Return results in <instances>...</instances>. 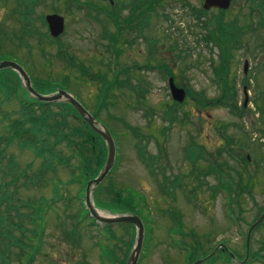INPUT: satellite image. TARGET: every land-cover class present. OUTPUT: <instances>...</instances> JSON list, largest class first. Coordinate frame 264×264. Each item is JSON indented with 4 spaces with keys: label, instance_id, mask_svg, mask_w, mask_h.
<instances>
[{
    "label": "rangeland",
    "instance_id": "obj_1",
    "mask_svg": "<svg viewBox=\"0 0 264 264\" xmlns=\"http://www.w3.org/2000/svg\"><path fill=\"white\" fill-rule=\"evenodd\" d=\"M77 1L57 3L61 11L58 14L65 18V32L55 44L43 45L48 61L42 62L35 37L28 41L25 38L26 45L18 48L15 36L22 26L18 15L12 11L13 0H0V55L12 53V60L30 77L59 84L67 78L68 87L61 89L91 115L99 112L97 121L114 139L116 163L101 184L97 201L108 207L107 199L112 198L114 192L133 195L138 207L134 213L145 227L139 264H187L184 251L187 247L197 250L200 246L206 256L193 263L202 260L200 264H210L214 257L208 256L219 245L237 256L240 264H264V222L251 233L248 253L245 248L249 226L264 211V142L260 140H264V24L260 25V14L250 8L251 0H233L224 17L227 23L237 18L239 27L238 37L231 46L229 85L234 89L231 106L237 103L238 108L243 105L242 89L247 88L249 104L241 117L223 105L212 106V101L220 96L212 68L218 64L219 50L213 43L200 40L205 31L197 26L195 15L202 10L203 0H161V6L155 7L154 12H148V6L143 9L137 4L139 0H135L136 3L120 0L118 6L124 9L122 17L139 16L133 27L137 28L145 16L149 18L145 28L122 29L113 47L106 39L107 34L115 31L108 20L96 16L94 11L88 15L76 8L84 2L105 8L109 0ZM136 7L139 13H132ZM40 11L50 13L46 8ZM217 13L211 9L207 17L212 18ZM149 39L157 42L151 62ZM174 43L178 45L175 47ZM59 49L65 60L55 58ZM160 61L175 76L177 87L194 93L178 107L168 89L171 76L149 68L150 63L158 65ZM246 61L248 68L244 74ZM98 79L113 86L102 102L105 108L100 110L102 85L96 81ZM1 96L0 150L5 147L8 136L6 117L13 119L19 109L13 98L7 101ZM198 98L201 103L207 101L210 105H199ZM131 128L152 139L146 142L142 138L139 146L150 161L154 159L153 165L148 161L150 170L140 160L136 148L139 142L131 135ZM192 145L205 159L198 161L195 167L204 172L208 160L214 159L222 170L230 173L228 179L232 181L233 192L229 195L232 199L237 194L233 210L226 191L219 190L218 174L200 177L197 181L191 174L193 164L184 162L183 154ZM58 151L65 158L69 157L70 152L64 145ZM3 152L5 159L0 161V166L5 168V173L0 170V182L5 176L9 180L14 175L9 166L12 159L18 166L17 171L26 170L27 176L37 175L41 161L34 157L32 150L12 143ZM43 176L45 180L37 185H24L22 178L7 187L13 200L4 202L1 207L16 206L11 213L3 215L9 231L0 241V257L5 258L7 264H23L24 253L31 252V264H100L98 246L109 245L117 256L116 264H126L135 236H129L131 226L113 228L114 239H108L95 227L87 226L91 221L82 205L83 185L71 176L69 169L56 165L54 171L48 170ZM224 178L227 180V176ZM175 181L179 185L173 190L171 186ZM4 192L0 187V196H5ZM28 201L32 202L36 213L32 223L23 219L31 213ZM17 209L20 218L13 214ZM238 217L237 224L230 222ZM39 223L43 230L38 228ZM41 230L42 233L37 234ZM178 244L182 245L177 247ZM183 244L187 247L183 248ZM217 254L213 264H225L223 254Z\"/></svg>",
    "mask_w": 264,
    "mask_h": 264
},
{
    "label": "trees",
    "instance_id": "obj_2",
    "mask_svg": "<svg viewBox=\"0 0 264 264\" xmlns=\"http://www.w3.org/2000/svg\"><path fill=\"white\" fill-rule=\"evenodd\" d=\"M60 0H14V8L12 9L13 13L17 14V20L20 24L21 31L18 35L15 36L17 41V46L22 47L25 46V38L26 41L31 40L35 37L36 39V46L39 48L41 61L45 62L48 61L47 55H45V50L43 45L46 44H55L56 41L49 38L45 28L44 23V13H41L44 8L47 9V12H59V8L57 3ZM149 1V12H154V5H158L161 0H148ZM144 1H141V5ZM48 5V6H47ZM135 5H132L134 7ZM137 8V7H136ZM135 8V9H136ZM250 8L257 11L261 17V24H264V0H251ZM68 12L66 9L63 10ZM207 12L198 10L197 14L195 15L197 26L202 28V31H205L203 35H201L200 40L206 43H213L219 50L218 53V64L213 67V71L215 74V80L217 86H219V98L212 101V106L223 105L229 107L230 100H234V90L229 86L228 79H229V72H230V61L233 58L231 55V46L232 42H235L237 33L239 32V27L237 23V18L230 23L225 21V13L218 11L216 15L212 18L207 17ZM149 18V17H148ZM139 20L138 17H129L124 18L120 23L118 19H112L113 23L118 28V32L122 29H131L135 30L137 28H145L147 25V17L144 21H139L137 24V28L133 27L132 25L136 20ZM38 23V26L34 23ZM43 30V31H42ZM119 35V34H118ZM148 43V54L149 61H153L156 51V40L149 39L147 40ZM175 47L178 45L176 43ZM36 48V49H37ZM173 49H175L173 47ZM38 50V49H37ZM62 50L59 49L55 58H61L65 60L64 55L60 54ZM31 55L30 52H28ZM9 56V59H13L14 55L12 53L0 55V60L5 59L4 57ZM51 56V55H50ZM30 57V56H29ZM47 58V59H46ZM53 58V57H52ZM149 62V63H150ZM213 63V61H211ZM158 65L149 64L150 70L158 69L165 75L174 77L171 70L164 67L162 62H159ZM128 72L125 73V75ZM32 81L33 88L36 92L42 95H47L50 93L55 92L57 89L62 88V86L68 87V79L65 78L60 84L57 82H50L49 80H39L34 78L33 76L30 77ZM99 83L102 85V89L99 95L100 103H98L99 110L105 107L103 103L106 100L107 94L111 91L113 86H107L101 79H98ZM126 84H128L126 82ZM119 89L122 88L121 84L118 83ZM127 89L128 85H125ZM187 96L192 98L194 93L192 91L186 90ZM3 95L4 99L9 101L10 99H14L19 104V109L16 113V117L13 119H9L10 116L6 117L7 121V130L8 136L5 137V147L0 150V161H3L5 157L3 156V150L6 149V146H10L12 143H16L17 146H21L22 149L30 148L32 153L36 159L41 161L39 171L37 175H26V170H19L16 162L12 159L9 160V166L13 168V176L8 179L5 176V179L2 178L0 182V187L4 188L5 196H0V203L1 202H10L13 200L11 197L12 195L7 191V187L9 185H15L18 183L22 178L24 179V185L30 184L37 185L41 181L45 180L43 176L46 172L54 171L56 165H62L63 167L69 169L71 172V176H75V178L84 186L88 180L93 179L96 177L104 165L105 161V146L102 140L94 134L93 131L87 126L86 123L82 122L78 119L77 114L75 111L70 107L68 104L60 103V104H42L38 103L30 98H28L27 94L23 91L20 81L16 74L10 70H4L0 72V96ZM141 96H137L139 99ZM198 104H202L204 107L209 106L208 102L201 103L200 99L198 98ZM204 100V99H203ZM103 102V103H102ZM199 104V105H200ZM230 106V107H235ZM178 107V106H177ZM98 113H95V117L98 116ZM171 116L172 114H168ZM240 115V113H238ZM71 122L73 124H71ZM121 122V121H120ZM127 129L128 126L126 125ZM130 133L134 139H136L139 144L136 145L137 150L139 151V157L142 161L146 162L150 161V158L146 157V152L140 148V142L143 138L146 142L149 141L150 137H142L137 129L131 128ZM64 145L69 150V157H64L58 151V148ZM185 156L188 160H192V163L198 159L199 161H203V154L198 151L196 155L194 151L188 150L185 153ZM246 161V158H245ZM221 165L217 163V161L213 162V165L208 164L203 172L200 169H194L192 174L196 173L197 180L200 177H206L213 174L219 175L220 180V189L222 191H226L228 195V204L230 203L231 210H233L234 204H237L236 195H233L232 199L229 195L233 192V185L232 181L228 179L230 173H226L222 170ZM29 168V167H28ZM0 170L5 173V168L0 166ZM78 173V174H77ZM227 176V180L224 178ZM72 178V177H71ZM72 180V179H71ZM71 182V181H70ZM99 191V192H98ZM100 189H97L94 195V201L98 208L108 210L112 213L118 212H134L138 207L134 204V197L129 192L126 193V196L115 193L112 195L113 197L107 199L109 206H103L104 202L97 201V197L99 196ZM11 195V196H9ZM7 200V201H6ZM21 201H17V203ZM119 205H114V204ZM233 205V206H232ZM16 206V205H15ZM11 207L10 210L15 209ZM31 209L30 201H28V206ZM18 208V207H16ZM18 210V209H17ZM230 210V211H231ZM17 212V211H16ZM262 212V211H261ZM2 211L0 210V241L3 240V237L9 231L8 223L6 221L7 218H4L1 214ZM30 215L24 216L23 219H30ZM39 227L40 224H37ZM43 230V229H42ZM32 231V230H29ZM33 234V232H31ZM200 244V243H199ZM25 245V244H24ZM203 248L200 246L197 250L194 248H187V256L186 262L187 264H192L197 258L206 256L202 254L201 249ZM30 251H32L31 245H29ZM24 260L23 264H31L32 254L30 252L24 253ZM227 260L229 258L226 256ZM214 259V258H213ZM212 259V260H213ZM111 258L108 261V264H115ZM5 258L0 257V264H5ZM7 264V263H6ZM74 264V263H73Z\"/></svg>",
    "mask_w": 264,
    "mask_h": 264
},
{
    "label": "water",
    "instance_id": "obj_3",
    "mask_svg": "<svg viewBox=\"0 0 264 264\" xmlns=\"http://www.w3.org/2000/svg\"><path fill=\"white\" fill-rule=\"evenodd\" d=\"M230 2L231 0H204L203 8L204 10H210L211 8L227 10L230 6ZM45 21L48 26L49 35L52 38H57L63 33L64 31L63 17H60L55 14L47 15L45 17ZM247 68H248V63L245 62L244 63V73H246ZM5 69H10L13 72H15L20 79L22 88L29 94L31 98L36 99L38 102L46 103V104L64 102L70 105L79 115V117L85 123L88 124L91 130L103 140L106 146V151H107L106 162L104 164V167L98 174L97 178L89 181L86 185L85 205L91 217L94 220H96L98 223L107 224V225L131 224L136 228V237H135L134 245L129 254L126 264H137L139 257H140L142 247H143V241H144V227H143V223L141 222V220L137 216L132 215V214L115 215V216H108V217L101 216L99 215L97 209L94 207L92 203L93 190L105 179V177L111 171L114 165V161H115V155H116L115 144L108 130L103 125L99 124L77 100H75L71 95H69L64 90H58L56 93L47 95V96L40 95L33 89L31 85V81L27 73L24 71V69L20 65H18L17 63L13 61H0V71L5 70ZM168 83H169V89H170L172 99L178 103H182L183 100L185 99V92L182 89L176 88L174 86L172 79H169ZM243 92L245 95L244 105L246 106L247 105L246 89H244ZM263 219H264V212L261 215V217L251 226V228L248 231L247 239H246L247 252H248L251 233L254 230V228L262 222ZM230 256L233 258V255L230 254ZM200 263L201 261L197 262V264H200Z\"/></svg>",
    "mask_w": 264,
    "mask_h": 264
},
{
    "label": "flooded vegetation",
    "instance_id": "obj_4",
    "mask_svg": "<svg viewBox=\"0 0 264 264\" xmlns=\"http://www.w3.org/2000/svg\"><path fill=\"white\" fill-rule=\"evenodd\" d=\"M109 3L111 5V9L110 10H108L106 8H100L99 6L98 7L94 6L92 11H94L96 14H99V13L103 14V13L109 12L108 14L110 16H116V15L122 13V11L124 10L123 7H119L118 6V5H120V0H109ZM92 11H90V13H92ZM129 233H130V235H129L130 238H132V231H129Z\"/></svg>",
    "mask_w": 264,
    "mask_h": 264
}]
</instances>
